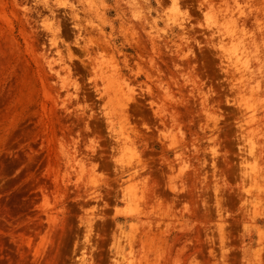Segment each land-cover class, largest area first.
I'll list each match as a JSON object with an SVG mask.
<instances>
[{"label": "rangeland", "instance_id": "obj_1", "mask_svg": "<svg viewBox=\"0 0 264 264\" xmlns=\"http://www.w3.org/2000/svg\"><path fill=\"white\" fill-rule=\"evenodd\" d=\"M0 264H264V0H0Z\"/></svg>", "mask_w": 264, "mask_h": 264}]
</instances>
